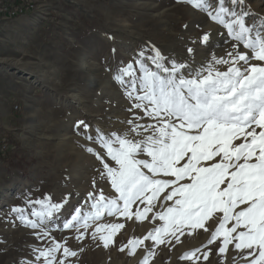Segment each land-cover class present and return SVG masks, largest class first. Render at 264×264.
<instances>
[{
    "label": "snow or ice",
    "instance_id": "snow-or-ice-1",
    "mask_svg": "<svg viewBox=\"0 0 264 264\" xmlns=\"http://www.w3.org/2000/svg\"><path fill=\"white\" fill-rule=\"evenodd\" d=\"M177 2L218 25L223 55L213 54L197 69L150 45L122 62L113 79L131 118L122 121L123 131L77 122L90 142L85 150L100 164L99 181L62 227L107 249L117 246L125 222L148 223L146 234L118 245L130 256L139 251L138 264H154L158 248L171 252L182 237L201 232L206 242L184 251L179 262L209 264L215 254L220 264H264V15L253 12L249 0ZM211 35L197 33L191 43L208 45ZM195 51L186 48L190 58ZM35 204L37 219H20L43 229L32 233L43 240L52 236L46 222L63 215L68 196L53 202L45 195ZM105 217L113 222L98 223ZM32 252L24 264H73L70 258L78 256L67 240L55 238Z\"/></svg>",
    "mask_w": 264,
    "mask_h": 264
},
{
    "label": "rangeland",
    "instance_id": "rangeland-1",
    "mask_svg": "<svg viewBox=\"0 0 264 264\" xmlns=\"http://www.w3.org/2000/svg\"><path fill=\"white\" fill-rule=\"evenodd\" d=\"M35 1L44 4L31 16L35 21L32 32L12 22L15 17L0 15V94L10 95L14 116L6 124L0 119V140L4 139L6 147L0 150V264H24L34 259L33 246L49 244L52 238L67 240L78 252L70 258L73 264H138L139 251L130 256L118 251V245L146 234L148 223L125 222L117 246L107 249L97 246L90 236L77 240L74 230L62 227L63 220L92 191L93 180L99 181L100 164L85 150L90 142L76 124L85 120L93 128L123 131L122 121L131 118L129 101L113 79L122 62L132 61L142 48L155 45L166 55L200 68L213 54H221L220 38L214 46L209 42V49L191 41L197 33L217 30L218 25L177 0ZM249 2L253 12L264 15V0ZM184 24L191 25L190 30L185 31ZM187 47L196 49L191 58ZM86 57L87 69L82 67ZM99 187L105 193L111 191L103 182ZM45 195L53 197V202L68 196V204L61 209L63 215L46 222L52 236L36 240L32 233L43 229L26 226L20 215L37 219L31 213L40 209L35 201ZM111 222L113 218L108 217L98 221ZM182 241L171 252L164 246L158 248L154 264H183L178 256L200 247L206 237L201 232ZM209 264H220L218 256L212 255Z\"/></svg>",
    "mask_w": 264,
    "mask_h": 264
},
{
    "label": "bare ground",
    "instance_id": "bare-ground-1",
    "mask_svg": "<svg viewBox=\"0 0 264 264\" xmlns=\"http://www.w3.org/2000/svg\"><path fill=\"white\" fill-rule=\"evenodd\" d=\"M19 4H26V10L22 13V14H25V13H29V12H32L36 9L37 7V3L35 0H9L7 3H3L1 0H0V15H5V16H8V17H17L19 15L15 14V6L19 5ZM6 10V11H5ZM165 14V13H164ZM21 15V14H20ZM194 16V15H193ZM216 29L214 30H211V31H207L209 33H212L213 35L210 36V43L213 42V46L216 45L217 41H218V38L219 36L216 35ZM215 43V44H214ZM218 44H221V41H219ZM212 46V44H208V45H205V47L207 49H209L210 47ZM218 49V48H217ZM205 51V49H204ZM222 54V52H221ZM220 54V55H221ZM201 59H203V57H200ZM88 59L89 58H84V60L82 61V67L83 68H86L88 65ZM90 67V66H89ZM87 69V68H86ZM199 69V67L197 68ZM90 70V69H88ZM88 72V71H87ZM90 75V74H89ZM97 83V82H96ZM78 97V96H76ZM78 99V98H77ZM81 99V98H80ZM75 102L77 103V101L75 100ZM1 147H5V141L4 139L3 140H0V150H1Z\"/></svg>",
    "mask_w": 264,
    "mask_h": 264
},
{
    "label": "crops",
    "instance_id": "crops-1",
    "mask_svg": "<svg viewBox=\"0 0 264 264\" xmlns=\"http://www.w3.org/2000/svg\"><path fill=\"white\" fill-rule=\"evenodd\" d=\"M44 1V0H43ZM45 2V1H44ZM44 4L43 2L37 4V6ZM35 11L29 12V13H25V14H21L18 17L15 18H11L12 22H17L19 23V26L21 27H29V31H31L30 27H34L33 24L35 23V21L33 20V18L31 19V16L33 15ZM43 23L40 25L42 26ZM10 95L9 94H0V119L2 121V123L6 124L9 123L11 121V118H13V112L10 110V105H9V101H10ZM8 126V125H6Z\"/></svg>",
    "mask_w": 264,
    "mask_h": 264
},
{
    "label": "built area",
    "instance_id": "built-area-1",
    "mask_svg": "<svg viewBox=\"0 0 264 264\" xmlns=\"http://www.w3.org/2000/svg\"><path fill=\"white\" fill-rule=\"evenodd\" d=\"M26 10V4H19L15 6V14L20 15ZM6 11V10H5ZM5 150L4 147H1V151Z\"/></svg>",
    "mask_w": 264,
    "mask_h": 264
},
{
    "label": "trees",
    "instance_id": "trees-1",
    "mask_svg": "<svg viewBox=\"0 0 264 264\" xmlns=\"http://www.w3.org/2000/svg\"><path fill=\"white\" fill-rule=\"evenodd\" d=\"M1 159H3V158H1Z\"/></svg>",
    "mask_w": 264,
    "mask_h": 264
}]
</instances>
